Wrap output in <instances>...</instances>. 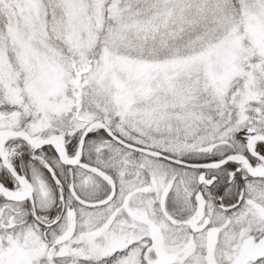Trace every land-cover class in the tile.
I'll use <instances>...</instances> for the list:
<instances>
[{"label":"snow or ice","instance_id":"6c2138e0","mask_svg":"<svg viewBox=\"0 0 264 264\" xmlns=\"http://www.w3.org/2000/svg\"><path fill=\"white\" fill-rule=\"evenodd\" d=\"M0 264H264V0H0Z\"/></svg>","mask_w":264,"mask_h":264}]
</instances>
